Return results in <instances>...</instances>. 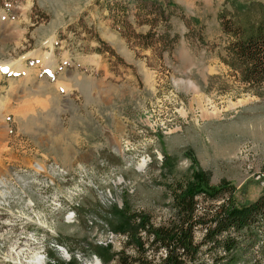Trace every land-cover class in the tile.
<instances>
[{
  "label": "rangeland",
  "instance_id": "374dc122",
  "mask_svg": "<svg viewBox=\"0 0 264 264\" xmlns=\"http://www.w3.org/2000/svg\"><path fill=\"white\" fill-rule=\"evenodd\" d=\"M96 1L0 0V264L36 256L45 264H121L136 255L121 231L127 214L166 222L174 214L168 187L201 174L234 187L240 204L264 195V93L234 76L220 24L225 14L249 32L264 20V0H157L176 7L167 11L179 40L171 57L152 58L151 76L100 37L89 20L93 8L103 13ZM118 1L135 29L136 3ZM89 32L115 53L106 54L109 69L132 70L133 82L76 73L74 55L97 47ZM5 61L13 63L7 74ZM195 236L200 242L202 232ZM259 251L239 252L238 264H264ZM147 255L164 264L163 250ZM198 263L212 259L203 254Z\"/></svg>",
  "mask_w": 264,
  "mask_h": 264
},
{
  "label": "trees",
  "instance_id": "16d2710c",
  "mask_svg": "<svg viewBox=\"0 0 264 264\" xmlns=\"http://www.w3.org/2000/svg\"><path fill=\"white\" fill-rule=\"evenodd\" d=\"M135 8L132 14L136 19V28L146 26V33H138L130 23L131 9L115 0L100 2L96 6L104 17L111 21L112 27L133 48L150 51V57L138 56L147 60L148 67L158 53L171 57L179 37L171 34V18L175 9L172 2L163 5L155 0H133ZM181 18L190 23L185 16ZM220 24L224 35L231 41L227 51L231 62L228 64L233 74L248 90L256 95L264 93V20L249 32L241 30L234 21L220 15ZM162 28V31L159 30ZM92 29V28H90ZM93 30V29H92ZM191 31V29H190ZM189 31V33H190ZM93 38L88 40L97 44L91 51L115 57V53L93 32L86 33ZM90 36V37H91ZM112 72L113 69H110ZM173 202L174 214L164 223L155 225L151 218L143 213H128L122 232H128L126 246L136 253L135 256L120 257L121 264H152L147 255L149 250L159 254L166 253L164 264H199V257L206 254L211 264L228 260L229 264H238L239 252L244 255L260 247L264 255V195L252 204L243 205L236 199V189L229 184L213 186L205 175H199L196 182H177L168 187ZM208 201L206 207H199V199ZM210 203V204H209ZM196 232H202L201 241L196 240ZM144 234L141 236L140 234Z\"/></svg>",
  "mask_w": 264,
  "mask_h": 264
},
{
  "label": "crops",
  "instance_id": "0c3cea01",
  "mask_svg": "<svg viewBox=\"0 0 264 264\" xmlns=\"http://www.w3.org/2000/svg\"><path fill=\"white\" fill-rule=\"evenodd\" d=\"M90 21L94 23L98 29L100 37L107 42L115 52L125 60V62L133 66L140 74L148 76L153 75L152 70L147 65V60L144 58L150 57V51H140L132 49L126 40L112 27L111 21L104 17L103 13H98L96 8L89 14ZM148 27L138 29V32L146 33ZM144 56L143 59H138L137 54ZM74 68L76 73H81L85 76H90L94 79H99L104 83L117 85H125L134 81V73L132 70H124L122 75L114 74L109 68L108 59L98 54L91 55H74Z\"/></svg>",
  "mask_w": 264,
  "mask_h": 264
},
{
  "label": "bare ground",
  "instance_id": "6f19581e",
  "mask_svg": "<svg viewBox=\"0 0 264 264\" xmlns=\"http://www.w3.org/2000/svg\"><path fill=\"white\" fill-rule=\"evenodd\" d=\"M2 68H3V71H1L2 73H4V74H7L11 69H12V66H13V63L12 62H7V61H5V63H3L2 65ZM18 88V87H17ZM16 89V87L13 89V90H15ZM18 90V89H17ZM12 91V90H11ZM3 109L4 110H7L6 109V107H3ZM142 167V166H141ZM140 167V168H141ZM41 169H42V166L40 167ZM139 168V169H140ZM40 169V171H42ZM4 183H3V180H0V186L1 185H3ZM69 219H71V217H69ZM72 221V220H71ZM13 250H15V249H13ZM22 251H24L23 249H20V251H19V247H16V250H15V253L17 254V255H19V254H22L21 252ZM61 252H63L64 254H66L67 255V253L64 251V250H62ZM35 256V255H34ZM94 264H102L101 262H99V260H96L95 262H93ZM31 264H45L44 263V261H43V258L42 257H40V256H36V258L34 259V261H32L31 262Z\"/></svg>",
  "mask_w": 264,
  "mask_h": 264
}]
</instances>
